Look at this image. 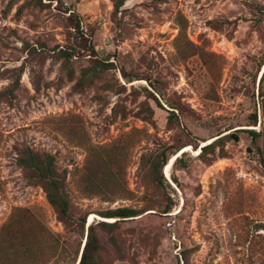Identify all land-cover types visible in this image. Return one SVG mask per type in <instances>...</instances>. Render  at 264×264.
<instances>
[{"label":"rangeland","instance_id":"rangeland-1","mask_svg":"<svg viewBox=\"0 0 264 264\" xmlns=\"http://www.w3.org/2000/svg\"><path fill=\"white\" fill-rule=\"evenodd\" d=\"M114 1L0 0V264H75L85 240L16 163L26 146L65 173L100 264H264V0ZM70 11L94 51L65 60L46 49L72 44ZM116 140L130 145V196L83 194L87 147ZM166 144L186 166L164 165L157 186L143 156ZM117 207L137 214L97 224Z\"/></svg>","mask_w":264,"mask_h":264},{"label":"trees","instance_id":"trees-1","mask_svg":"<svg viewBox=\"0 0 264 264\" xmlns=\"http://www.w3.org/2000/svg\"><path fill=\"white\" fill-rule=\"evenodd\" d=\"M123 2L124 0H115V9H118ZM80 23L81 19L79 15L74 11H70L65 17V27L67 33L73 39L72 44L63 48L55 46L54 48L46 50L55 52L59 57H62L65 60H68L74 55L80 54V52L84 50L89 52L94 51L91 41L81 30ZM40 46L43 50L45 49L44 45L41 44ZM89 71L90 68L82 70L81 77L77 80L75 86H80L84 83V77L87 76ZM263 75L264 71L260 81L262 80ZM176 117L174 111L170 110L167 121L171 122V120ZM230 138L238 140L237 133H226L207 144L196 146L195 150L199 149V152L197 153L198 157L202 160H206V154L212 153L216 146H220L222 149L223 140ZM129 146L128 142L121 144L120 140L99 146L89 145L86 149L87 152L84 159V165L82 166V170L79 171L76 180V185L79 191L86 195L100 194L107 198H128L131 192L125 185L124 166L128 158ZM170 148H173V146L169 144L162 145L158 151L147 157L143 156L144 177L157 186L161 185L162 181L165 180L162 173V167L164 165L165 167L166 165H169L168 163L170 161L168 162L169 155L167 154V151ZM178 150L179 148L175 151ZM184 155L185 151L176 156L172 165L184 168L186 166ZM16 163L24 169L30 184L42 187L47 202L58 212L62 219L70 222L75 221L74 219L77 218V222L82 229L83 234H85V240L79 254V259L75 264H100L97 256L100 244L94 231V224L90 223L86 225L85 216L75 217V213L70 205L68 194L65 190V173L60 172L56 168L54 156L49 152H39L26 146L18 152ZM166 208L167 209L163 212L168 211L169 207ZM136 214L137 210L130 207L109 209L102 212L101 216L115 217L116 219L111 222L100 221L97 224L111 232L120 220L126 217L135 216ZM85 230L86 232L84 233Z\"/></svg>","mask_w":264,"mask_h":264},{"label":"bare ground","instance_id":"bare-ground-1","mask_svg":"<svg viewBox=\"0 0 264 264\" xmlns=\"http://www.w3.org/2000/svg\"><path fill=\"white\" fill-rule=\"evenodd\" d=\"M187 150H188V149H187ZM182 152H183V151H182ZM180 153H181V151H180ZM180 153H179V154H180ZM177 155H178V154H177ZM177 155H176V156H177ZM176 156H174L173 159L171 160V162L169 163L167 170H169V168L171 167V164H172V162H173V160L175 159ZM172 167H173V166H172ZM91 220H92V217H91ZM91 220H90V221H91Z\"/></svg>","mask_w":264,"mask_h":264}]
</instances>
